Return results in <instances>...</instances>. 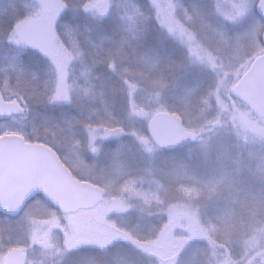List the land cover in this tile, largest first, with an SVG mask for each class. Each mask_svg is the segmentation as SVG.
Returning a JSON list of instances; mask_svg holds the SVG:
<instances>
[{
  "label": "trees",
  "instance_id": "obj_1",
  "mask_svg": "<svg viewBox=\"0 0 264 264\" xmlns=\"http://www.w3.org/2000/svg\"><path fill=\"white\" fill-rule=\"evenodd\" d=\"M149 1L131 0L137 7L129 23L114 11L109 20L83 19L80 10L85 0H62L67 11L57 25L58 35L65 50L80 57L82 64L78 63L77 69L85 77L75 74L71 100L59 106L53 102L55 79L50 65L37 53L24 50L18 54L6 43L27 0H0V91L6 97V90L20 97L31 111L29 121L23 124L24 132L18 133L27 141L51 146L77 178L105 188L108 197L129 206L110 220L112 229L124 233L126 241H116L107 248L85 243L78 248H62L58 264H236L244 260L249 241L264 230V171L254 164V159L260 161L263 155L248 153L232 127L226 128L229 133L218 134L222 118L206 95L215 75L200 68L204 74L201 82L182 78L184 68L190 66L189 56L167 40ZM179 12L196 39L225 63L240 55L254 57L264 50L262 36L257 42L247 40L245 48H240L243 33L250 30L245 27L241 32L238 24L227 27L221 23L211 0H181ZM254 20L253 14L252 23ZM260 25L263 29L261 19ZM79 33L92 40H83ZM96 36L109 42L99 52H92L91 45L100 44ZM238 50L242 53L237 54ZM13 68L20 69L22 73L16 74L28 80L10 75ZM197 68L191 65L190 72H199ZM203 80L206 85L200 91L196 87ZM186 84L191 95L184 97ZM134 86L142 90L144 99L136 97ZM149 92L160 97L171 93L173 98L165 110L178 116L186 129L209 134L210 142L202 145L191 141L174 152L148 157L137 141V136L147 134L146 127L134 126L131 113L133 106L136 112L145 109ZM237 119L232 116V123ZM90 128L121 130L125 135L92 158L85 144ZM81 140L85 141L77 147ZM64 153L77 164L83 163L85 173L75 172ZM37 201H41L40 212L34 217L57 213L42 197L29 205ZM178 206L198 214L209 234L193 239L180 253L170 246L154 249L155 253L151 247L164 232L166 213ZM16 220L0 215V256L25 240L26 227Z\"/></svg>",
  "mask_w": 264,
  "mask_h": 264
},
{
  "label": "rangeland",
  "instance_id": "obj_2",
  "mask_svg": "<svg viewBox=\"0 0 264 264\" xmlns=\"http://www.w3.org/2000/svg\"><path fill=\"white\" fill-rule=\"evenodd\" d=\"M85 1L83 8L80 10L84 14L83 19L90 18L92 21H102V4L104 0ZM211 1L215 6L217 15L221 18V23H224L226 26L238 24V29L241 32L245 27L246 30H250V32L246 31L243 33V42L237 41V43H241L240 48H245L246 43H249L251 40L257 42L259 36H262L264 43V28L262 29L260 25V19L262 21L263 19L257 13V7L262 0ZM149 2L152 3L151 5H153L156 11L159 27L167 35V40L174 42L183 50L185 49V52L189 56L190 66L184 68L182 78L184 80L194 78V82H201L204 74L201 73L203 70L200 68H205L215 75V81L211 83L210 91L206 95L214 101L217 110L216 113L220 114L222 118L221 123L218 125V134L229 133L230 131H227L226 128L232 127L233 132L243 141V146L249 150L248 153L255 154V157L259 156V153L263 155L260 161L254 159V164H258L259 167L261 166L260 172L264 171V118L256 115L246 103L233 94L235 85L248 71L254 59L259 55H264V50L258 52L254 57H250L247 52L246 56L238 55V59L232 58L231 63L230 59L228 63H225L221 61L220 57L217 58L212 55L207 50V47L199 42L194 34L189 31L186 25L187 22L180 16L181 0H150ZM110 3L112 7L111 14L112 11L116 12L124 18V22L130 23V20H133L135 17V7L137 6L131 0H110ZM21 10L22 12H20L19 18L17 17L15 19L16 22L12 26L6 43L18 54L24 53V50L35 54L37 53L44 61L43 63L50 65L52 70L51 75L55 79L52 80V84L54 82L53 89L55 92L53 102L59 106L65 105L71 100L72 94L75 91V86L73 85L77 81L75 74L81 78L85 77L84 72H81V69H77L78 65L82 64L80 57L74 52L70 53L65 50L58 35L57 25L66 13L67 8L62 0H27V2H24ZM253 14L255 20L252 23ZM77 17L81 18V16H75V18ZM78 36L84 40L87 34L79 33ZM88 38L92 40V38ZM88 38L86 39L90 42ZM97 38L100 44H92V52H99L109 42L108 39H104L103 37ZM240 51L238 50L239 53L237 54H241L242 52ZM186 63H184V66H186ZM151 64L152 62L149 65ZM191 65L194 67L197 66L199 72L192 74V71L190 72ZM16 73H22V71L13 68L10 75L18 77L21 81L28 80L22 74ZM204 85L206 83L203 80L202 85H200L201 87L198 86L196 89L201 91ZM189 88L188 84L184 85L182 91L184 97L190 94L191 91ZM133 90L136 97L145 98L142 90H138L135 86ZM6 91L8 95L4 97L5 100L18 103L22 108V112L19 116L13 117L11 120L0 121V136L22 135L18 132H24L23 124L29 121L31 111L23 99L20 97L15 98L13 97L15 96L14 94L8 90ZM171 98H173L171 93L163 94L160 97L149 92V97L147 98L146 104H144L146 105L145 109L141 112H136L134 106L132 107L131 118L134 121V126L146 127L147 134L144 135L145 137L137 136V141L140 148L148 157H157L161 154L160 152H163L152 143L149 135V126L152 118L158 113L166 112L174 115L165 110ZM142 99L137 101H142ZM232 116L238 118L237 123H232ZM190 132L196 135L194 142L201 143L202 145L210 142L209 134H201L195 131ZM124 135V132L121 130L90 128L87 139H85L87 140L85 144L86 148H88V153L92 158H95L100 155L105 145L112 144L111 142L120 139ZM84 141H79L77 147L83 144ZM32 143L39 142L32 141ZM252 148H256V150L254 152L250 151ZM70 156L69 153H64L65 159L72 166L73 170L82 174L85 173V170L81 169L85 168L84 164H77ZM151 187L148 188L150 189ZM112 189L114 187H111ZM150 197L153 198V195ZM39 203L41 204V201H37L33 205H28L29 207L27 206L26 210L20 216L10 218L18 219L16 222H23L26 227L24 232L26 234L24 237L25 240L19 246L10 248L1 255L0 264L4 263V259L8 254L16 250H20L28 256L27 264H58L62 255V248H78L84 243L86 246L92 248H107L116 241L122 242L127 240L124 233L115 232L110 223L111 218L118 217L120 215L119 213H122L123 210H128V204L119 199L107 196L95 209L67 215H63L58 210H55L57 213L44 218H37V215L34 217L37 212H40L37 211ZM38 214L41 215L40 213ZM166 217L167 223L166 227H164V232L158 240L154 241V248L151 247L154 252V249L158 251V249H167L166 246H170L172 251L180 253L189 246L188 244L193 239L206 238L209 234L202 226L198 214L190 208L182 206L171 208L166 213ZM246 247L248 249L245 250L244 260L236 264H264V230L259 236L253 237Z\"/></svg>",
  "mask_w": 264,
  "mask_h": 264
},
{
  "label": "water",
  "instance_id": "obj_3",
  "mask_svg": "<svg viewBox=\"0 0 264 264\" xmlns=\"http://www.w3.org/2000/svg\"><path fill=\"white\" fill-rule=\"evenodd\" d=\"M110 0L103 2L108 19ZM264 20V0L257 7ZM233 94L264 118V55L258 57L233 88ZM22 112L16 102H8L0 92V121L11 120ZM152 142L162 150L174 151L196 139L180 119L166 112L155 115L149 126ZM43 196L63 215L92 210L101 204L107 191L95 184L76 179L58 154L48 145L29 143L19 135L0 136V214L17 217L28 203ZM21 251L9 254L4 264H27Z\"/></svg>",
  "mask_w": 264,
  "mask_h": 264
},
{
  "label": "bare ground",
  "instance_id": "obj_4",
  "mask_svg": "<svg viewBox=\"0 0 264 264\" xmlns=\"http://www.w3.org/2000/svg\"><path fill=\"white\" fill-rule=\"evenodd\" d=\"M120 14V13H119Z\"/></svg>",
  "mask_w": 264,
  "mask_h": 264
}]
</instances>
